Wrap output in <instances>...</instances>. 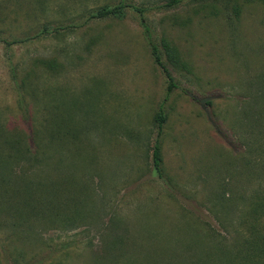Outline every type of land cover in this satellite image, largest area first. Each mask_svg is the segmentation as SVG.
<instances>
[{"label": "rangeland", "instance_id": "1", "mask_svg": "<svg viewBox=\"0 0 264 264\" xmlns=\"http://www.w3.org/2000/svg\"><path fill=\"white\" fill-rule=\"evenodd\" d=\"M166 1L0 0V141L56 129L38 191L1 193L0 264H264V0Z\"/></svg>", "mask_w": 264, "mask_h": 264}, {"label": "trees", "instance_id": "2", "mask_svg": "<svg viewBox=\"0 0 264 264\" xmlns=\"http://www.w3.org/2000/svg\"><path fill=\"white\" fill-rule=\"evenodd\" d=\"M179 0H168L165 2L166 6L174 5L178 3ZM197 1V0H194ZM128 4L119 2L113 5H101L93 10H91L88 14L89 19H100L104 17H120L123 14V9L128 7ZM134 11L140 13L142 10L140 8L131 7ZM44 29V28H42ZM45 31V30H42ZM147 36L146 42L148 44L149 53L153 60V62L160 68L161 72L163 73L166 79V88H165V95L164 99L166 98L167 94L170 92L171 88L174 86L172 82V76L170 71L166 67V65L161 61L160 54L158 51V47L156 43H152L149 41V35ZM162 46L165 49L168 58L171 61L176 62L177 56L176 51L172 46H170L166 40L162 41ZM257 113L255 117L264 120V107H262ZM164 121V113L162 111L161 106H158L154 116L153 122L156 126V136L154 141L151 145L150 151V164L151 170L156 175L158 179L163 182H166L163 168L161 165V155H160V146H159V139L158 135L160 134L161 125ZM51 131L47 134V139L43 140L36 136V133L33 132V144L34 150L38 149L37 153L28 152V148L26 145H22L19 140H12L3 138L0 141V197L1 193H6L7 197H15L19 195L22 198L31 197L33 194L32 192L38 191L35 187V181L30 180L29 173L30 169L33 168L34 170L31 172V175H35L38 172H41L44 169L53 170L54 161L52 160L53 154L43 155V151H45L50 145H52V141L54 139L56 129L52 128ZM53 146V145H52ZM22 162L25 166L18 165L16 168L13 165ZM27 167L29 169H27ZM28 191H31L28 193ZM54 192V190L52 189Z\"/></svg>", "mask_w": 264, "mask_h": 264}]
</instances>
